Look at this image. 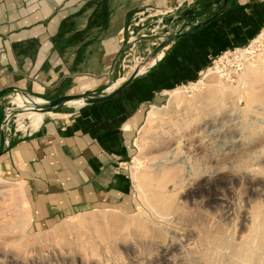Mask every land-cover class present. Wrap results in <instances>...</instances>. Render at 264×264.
I'll return each instance as SVG.
<instances>
[{"label": "rangeland", "instance_id": "obj_1", "mask_svg": "<svg viewBox=\"0 0 264 264\" xmlns=\"http://www.w3.org/2000/svg\"><path fill=\"white\" fill-rule=\"evenodd\" d=\"M214 1L207 3L206 14L195 9L196 3L191 5L185 11L189 21L210 16ZM163 19L146 24L147 30L138 35L137 48L125 47L100 83L83 93L108 94L109 88L125 82L137 65L140 74L147 72L162 56L161 50L156 57L147 54L164 41ZM176 24L173 21L172 29ZM261 59L264 23L251 40L210 57L196 78L169 88L179 89V99L166 93L160 102L144 108L132 150L122 164L132 186L123 209L102 208L60 220L51 227L35 226L21 185L0 176V264H264V239L259 237L264 230V60L263 66L244 72L247 65L256 66ZM219 81L225 89L216 85ZM132 97V93L125 94V98ZM24 98L26 105L43 111L37 102L41 96ZM82 99L53 112H77L83 108H77ZM15 105L17 111L7 134L29 132L33 129L28 126L29 119L23 117L27 123L23 127L18 116L26 107H8ZM152 105L162 113L156 120L148 117ZM188 137L191 141L186 145H200L202 154L194 158L197 164L192 166V177L188 176L182 186H174L179 190H171L174 180L166 183L181 207L162 222L152 214L146 199L155 180L150 177L144 181L142 175L152 173L154 164L165 160ZM243 249L251 255H243Z\"/></svg>", "mask_w": 264, "mask_h": 264}, {"label": "crops", "instance_id": "obj_2", "mask_svg": "<svg viewBox=\"0 0 264 264\" xmlns=\"http://www.w3.org/2000/svg\"><path fill=\"white\" fill-rule=\"evenodd\" d=\"M210 1L0 0V124L17 96L13 91L47 99L83 93L100 83L125 47L137 48V33L147 25L164 17L165 39L178 31L170 17L184 23L191 5L204 11ZM218 7L215 0L211 15L191 25L213 17ZM263 23L264 0H229L208 23L174 41L166 38L161 58L114 102L82 108L84 103L77 112L44 118L29 132L9 134L0 176L21 185L31 223L51 227L84 212L123 209L132 186L122 164L144 108L173 85L196 78L216 53L251 40ZM158 50L148 49L147 56Z\"/></svg>", "mask_w": 264, "mask_h": 264}, {"label": "bare ground", "instance_id": "obj_3", "mask_svg": "<svg viewBox=\"0 0 264 264\" xmlns=\"http://www.w3.org/2000/svg\"><path fill=\"white\" fill-rule=\"evenodd\" d=\"M242 52L244 53V51L242 50ZM260 57V56H259ZM264 60V59H263ZM259 62V64H256V66L252 65L250 66L247 65L248 67H246V71L244 70V72L246 74L258 69L259 67L263 66L262 64V61ZM263 69V68H262ZM244 74V76L246 75ZM117 84V83H116ZM116 84H114L110 90L114 89V87L116 86ZM216 85L221 88V89H225V86L223 85V83L221 81H219L218 83H216ZM179 89L176 88V89H173V90H170L168 91L167 93H170L171 94V97L174 98V99H179ZM16 95V94H15ZM26 97V96H24ZM22 95H17L15 96L13 99H12V102L13 104H18L20 107H26L25 111L23 112H20L18 114V116L20 117V120H21V126L25 127L27 126V123H24V120H23V117L25 118V116L27 117V119H29V123H28V126L33 128V129H36L39 127V125L41 124V122L44 120V118L46 116H56L57 113H54L53 111H48V112H43V111H38L28 105H26V102H25V98H24ZM39 105H43L45 103V100L43 98H39V101H37ZM69 103V102H68ZM80 103L81 104H84L85 103V99H82L80 100ZM159 107L157 106H154L152 105V109L150 111L149 114V120H153V119H157L158 116H160L161 111H159ZM159 113V114H158ZM160 118V117H159ZM147 119V118H146ZM19 120V121H20ZM154 120V121H155ZM148 122V121H147ZM152 122V121H151ZM187 127V125H186ZM186 129V128H185ZM189 130V129H188ZM193 135V134H192ZM190 137L188 138H184L183 140V144H179L177 146V150L174 151L172 150L171 154L169 156H167V158L165 160H162L161 162H158V163H155V168L154 171L152 169V173H149L148 175H145V177L142 175V180H148V178L152 177V179L155 180V183L152 184L151 186V189L149 191V195L146 197L147 201H148V205H149V209H151L152 211V214L154 216L157 217V219H159L160 221L162 222H166L168 219H169V215L175 213L176 212H179L180 211V207L179 206V203H176V197L174 198L172 196V194L170 192L168 188V186H166V183H168V181H172L174 180L175 182H173V187L171 186V183H170V186L172 187L171 190L174 188L177 189V187H174L176 186L178 183H186L185 181H187V177L191 176V173H192V166H194V164L196 163H193L194 158H198V156L200 154V149H201V146L200 145H195L194 144H187L186 145V141H191V139H189ZM217 146V145H216ZM203 147V146H202ZM203 150V149H202ZM219 154V153H218ZM208 157V156H207ZM211 158V157H210ZM209 158V159H210ZM230 158V157H229ZM202 159H203V155H202ZM207 159V160H209ZM200 160V158H199ZM206 160V161H207ZM210 161V160H209ZM200 162V161H198ZM193 164V165H192ZM197 164V163H196ZM196 168V167H195ZM195 168L193 169V171L195 170ZM197 170V169H196ZM197 172V171H195ZM211 172V171H210ZM190 174V175H189ZM197 174H199L197 172ZM196 174V175H197ZM192 175H195V174H192ZM140 176V175H139ZM136 177V176H135ZM192 177V176H191ZM137 178V177H136ZM140 178V177H139ZM141 179V178H140ZM139 179V180H140ZM140 180V181H142ZM188 183V182H187ZM139 185V184H138ZM179 186V184H178ZM182 186V184H181ZM180 186V187H181ZM180 188L178 187L177 190H179ZM176 190V191H177ZM176 191H173L174 193H176ZM176 195V194H175ZM188 195V194H187ZM179 198V197H178ZM178 202V201H177ZM181 204V203H180ZM189 209V208H188ZM259 210V209H257ZM188 211V210H187ZM186 211V212H187ZM197 211V210H196ZM185 212V213H186ZM182 213V212H181ZM191 214H193V211L191 212ZM195 214V213H194ZM149 215V214H148ZM178 215V214H177ZM181 215V214H180ZM186 215V214H185ZM184 215V216H185ZM190 215V213H189ZM256 215V214H255ZM110 216V215H109ZM108 216V217H109ZM149 217V216H148ZM155 217V218H156ZM186 217V216H185ZM184 217V219H185ZM96 218V217H95ZM94 219V218H93ZM108 219V218H107ZM186 219H189L188 217ZM96 220V219H95ZM262 220V219H261ZM115 221H117L115 219ZM175 221V219L173 220ZM186 221V220H185ZM190 221V220H189ZM118 222H121L118 221ZM169 222V221H168ZM172 222V221H171ZM159 223V221H158ZM163 224V223H161ZM166 224V223H165ZM145 225V224H144ZM264 229V220L262 221V224H261ZM148 226V225H147ZM146 226V227H147ZM168 226V225H167ZM149 229V228H148ZM156 231V230H155ZM166 231V230H165ZM163 231V233L165 232ZM169 230H167L168 232ZM166 232V233H167ZM162 233V234H163ZM165 233V234H166ZM175 234V233H174ZM160 236V235H159ZM169 235H167L168 237ZM176 236V235H175ZM170 237V236H169ZM260 240L263 241L264 239V230H263V233H260ZM171 238V237H170ZM161 239V238H160ZM167 239V238H166ZM159 241V240H158ZM163 243V241H162ZM168 246V245H167ZM242 254L249 257L251 255V251L247 250V249H243L242 251ZM230 263V262H229Z\"/></svg>", "mask_w": 264, "mask_h": 264}, {"label": "water", "instance_id": "obj_4", "mask_svg": "<svg viewBox=\"0 0 264 264\" xmlns=\"http://www.w3.org/2000/svg\"><path fill=\"white\" fill-rule=\"evenodd\" d=\"M221 1L222 0H217V3L219 5V7L216 9V12H215L214 16H216V15L221 13L223 7L227 5L229 0H223V5L222 6L220 4ZM213 17H211V18H209V19H207L205 21L198 22L194 26H192L191 22H189V21H186V22L183 23L182 22L183 21L182 17H180L178 19L176 18L177 20L172 18V17H170V20L177 21V24L181 25V27L174 34H171L170 37L168 36L166 38L171 39L172 41H174L178 37L187 34L189 31H193V30L203 26L204 24L208 23ZM185 29H187V30H185ZM143 33L144 32H142V33L138 32L137 34L138 35H141V34L143 35ZM166 38L164 39V42L159 44V50H162L165 47L164 44H165V41L167 40ZM163 45H164V47H162ZM155 54H156V56H157V54L159 55L158 52H155ZM153 56H155V55H153ZM139 70H140V67L137 65L135 67V69L132 71L131 75L125 80V82H123L120 86L116 87L114 90L108 92V94H106V95L90 96V95H87L85 93H81V94L60 95V96H58L56 98H53V99L43 98L45 100V103L43 105H41V108L45 112L53 111V109H56L59 106L67 104L68 102H70L72 100L81 99V98L85 99V104L83 106H81V107H84L86 105H92V104H95V103L103 102V101L108 100V99L112 98L113 96H115L124 87L129 85L132 82L133 79H135L136 77L141 75L139 73ZM13 93H17L18 95H23V96H26V97H28V96H31V97L32 96H36V95L30 94V93H27V92H23V91H20V90H18V91L15 90V91H13ZM36 97H39V96H36ZM16 106L17 105H15V107L13 109H11L12 107H10V106L8 107L7 106V110L5 111L7 114L5 113L4 121H3V123L0 124V155L2 154L1 147L4 146V145H8L9 144V137L7 136L9 134H7V131H6V128H5L6 115H9L8 118H7V125L9 126V122H10L11 117L14 115V111H17Z\"/></svg>", "mask_w": 264, "mask_h": 264}, {"label": "trees", "instance_id": "obj_5", "mask_svg": "<svg viewBox=\"0 0 264 264\" xmlns=\"http://www.w3.org/2000/svg\"><path fill=\"white\" fill-rule=\"evenodd\" d=\"M125 88V87H124ZM124 88L119 92L117 93L115 96H113L112 98L108 99V100H105L103 102H100V103H95V104H92V105H100V104H109V103H112L114 102V100L116 99V97L124 90ZM91 105V106H92ZM88 106V105H87Z\"/></svg>", "mask_w": 264, "mask_h": 264}, {"label": "built area", "instance_id": "obj_6", "mask_svg": "<svg viewBox=\"0 0 264 264\" xmlns=\"http://www.w3.org/2000/svg\"><path fill=\"white\" fill-rule=\"evenodd\" d=\"M16 95H18L17 93H14ZM7 114V113H6ZM10 114V113H9ZM9 115H6V122H5V128H6V131L7 130H10V127L7 125V118H8Z\"/></svg>", "mask_w": 264, "mask_h": 264}]
</instances>
